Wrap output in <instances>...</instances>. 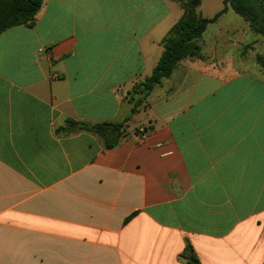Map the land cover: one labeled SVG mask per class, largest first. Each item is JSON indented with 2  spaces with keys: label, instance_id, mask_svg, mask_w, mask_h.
<instances>
[{
  "label": "crops",
  "instance_id": "0c3cea01",
  "mask_svg": "<svg viewBox=\"0 0 264 264\" xmlns=\"http://www.w3.org/2000/svg\"><path fill=\"white\" fill-rule=\"evenodd\" d=\"M231 11L135 114L178 3L44 0L0 35V264L264 263V77L235 57L263 41ZM128 119L112 149L61 130Z\"/></svg>",
  "mask_w": 264,
  "mask_h": 264
},
{
  "label": "trees",
  "instance_id": "16d2710c",
  "mask_svg": "<svg viewBox=\"0 0 264 264\" xmlns=\"http://www.w3.org/2000/svg\"><path fill=\"white\" fill-rule=\"evenodd\" d=\"M171 1L178 3L184 9V14L162 41L163 53L151 75L136 85L129 99L134 104L132 114L139 112L156 86L164 79L170 78L182 61L189 58H205L202 53V40L209 27L217 23L227 11L232 10L244 19L250 30L264 43V0H224V8L211 18H206L200 13L202 0ZM43 3L44 0H0V35L15 26L34 25ZM256 62L264 71V55L258 54ZM128 121L129 119L121 123L91 124L67 120L66 126L61 130L94 134L103 140L105 149H112L118 146L125 136ZM182 258L187 264H202L190 243H187Z\"/></svg>",
  "mask_w": 264,
  "mask_h": 264
},
{
  "label": "rangeland",
  "instance_id": "374dc122",
  "mask_svg": "<svg viewBox=\"0 0 264 264\" xmlns=\"http://www.w3.org/2000/svg\"><path fill=\"white\" fill-rule=\"evenodd\" d=\"M224 0H202V4L199 8L200 13L206 17V18H211L213 17L222 7ZM237 19V20H236ZM244 20L239 17L237 14H235L233 11L221 20L220 26H223L225 24H242ZM219 26L211 25L209 31H211L209 34H214L215 30H217ZM252 38V37H251ZM249 41V40H248ZM258 43H252L248 45L247 47H243L242 50L244 49L246 51L245 55L243 53H236L235 57L237 59H243V61L247 62L249 65L250 70L252 71H257L259 74L263 76L264 71L261 69L260 65L256 62V56L258 54L264 55V44L263 42L257 41ZM208 43V42H207ZM253 45V46H252ZM254 47V48H253ZM205 51H208V47L205 48ZM264 77V76H263ZM262 235L264 236V231H262Z\"/></svg>",
  "mask_w": 264,
  "mask_h": 264
}]
</instances>
